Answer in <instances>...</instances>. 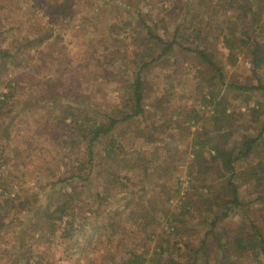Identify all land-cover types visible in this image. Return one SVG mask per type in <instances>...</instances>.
Returning a JSON list of instances; mask_svg holds the SVG:
<instances>
[{
  "label": "trees",
  "instance_id": "16d2710c",
  "mask_svg": "<svg viewBox=\"0 0 264 264\" xmlns=\"http://www.w3.org/2000/svg\"><path fill=\"white\" fill-rule=\"evenodd\" d=\"M75 1L89 5V0H0V71L18 70V61H25L26 66L31 56L36 57L35 63L43 52L40 45L63 39L52 26L42 24V3L47 5L42 13L48 18L68 20L73 14L66 10L71 11ZM118 1L113 5L112 22L81 14L76 18L79 28H75L81 36L99 37V45L90 38L84 46L101 47L108 62L115 64L120 61L118 55L125 54L114 43L120 39L136 43L134 55L126 57L129 75L119 82L115 106L104 103L93 114L84 108L91 103L73 107L64 101L52 102L38 118L31 116L21 129L10 133L15 126L10 114L18 89L28 96L37 88L29 82L23 84L25 88L19 87L23 74L0 76V89L5 88L0 90V119L12 121L0 143V174L5 172L0 177V264L16 262L7 259L11 250L21 264L34 257L37 264H43L46 253L53 264L64 260L71 264H264V227L252 218L254 210H246L264 203V83L257 75L264 66V0H185L183 8L177 4L179 0H141L143 7L135 4L132 12L130 0ZM145 7L149 12L143 16ZM95 12L94 7L92 15ZM207 46L223 49L218 53L227 64L233 65L239 57L246 59L254 84L226 81L223 66L213 60L212 52L205 51ZM173 52L185 53L187 65L200 63L209 73L199 78L186 102L161 114V123L146 125L143 138L145 143L159 142L171 130L181 135L193 126L189 140L193 159L185 165V179L180 178L181 163L176 159L155 163L152 156L148 162L132 152L120 156L125 149L121 137L126 124L147 119L144 73ZM83 54V63L91 58L100 61L93 51ZM24 75L33 78L34 73L28 68ZM228 96L236 101L231 103ZM174 98L171 91L160 93L156 108L163 110L162 103ZM25 107L27 112H35L29 105ZM15 134L20 139L14 142L17 153L12 155L5 145ZM43 140L47 145H59L60 151L55 155L56 164L41 168L36 160L29 161L36 152H43ZM10 156L25 159V163L14 162L20 174L6 172ZM28 162H33L30 168L34 172L44 170L42 185L47 186V193L39 204L35 192L10 194ZM149 169L158 172L154 176L159 181L154 184L163 207L147 205L150 198L142 191L130 192L133 175ZM162 176L169 178L162 180ZM189 191L203 213L209 214L194 242L183 234L184 222L195 220L188 205ZM121 198L122 202H115ZM172 198L179 202L169 209ZM155 207L162 208L158 215L153 212ZM237 213V224H224ZM158 231L152 246L149 241ZM5 233L11 235V250L5 246ZM209 244L216 252L213 260L208 259Z\"/></svg>",
  "mask_w": 264,
  "mask_h": 264
},
{
  "label": "rangeland",
  "instance_id": "374dc122",
  "mask_svg": "<svg viewBox=\"0 0 264 264\" xmlns=\"http://www.w3.org/2000/svg\"><path fill=\"white\" fill-rule=\"evenodd\" d=\"M91 2L93 4H91ZM118 2V0H89V5H87V3L83 4L84 2L82 1H80L79 4L77 1H75V6L72 8V10H66V12H69V14H73L68 20H61L58 17L48 18V14L42 13V10H45L47 5L43 3L40 5L39 15L41 17L42 24H48L49 26H52V29L57 31L56 33L61 35L63 39L58 42L60 39L57 37L58 40L55 44L45 42L40 45L39 48H41L43 52L40 57L37 56V61L35 63L33 62L36 57H30L28 55L30 58L27 60L26 66L22 64L25 61L20 63L18 61V70H11L7 68L4 71H0V76L4 74L6 77L23 74L20 76L21 80L19 84L21 85L19 87H24L23 84H28L29 82V84L33 86L36 84L37 88L36 92L34 90V93H31L28 96H25V92L22 91V89H18L15 95L17 99L16 104L13 106V112L10 114V117H14L12 121L15 122V126H13V128L10 130V133L14 132L15 129H21L25 123L31 120V116L33 117L35 115L37 117L38 115L42 114L43 111L50 109L51 107L49 104H52V102L61 103L64 101L69 105L72 104L73 107H77L81 103L83 105L91 103L89 104V107L87 106L84 108L86 111L92 112L93 114H98L96 113L98 108L101 109L104 103L105 106H115L117 104L119 96V82L129 75V65L126 62V57L131 58L134 55L132 50L133 48H136V43L131 40L129 41L128 39H120L121 41L114 43L116 47L120 48L125 54L124 56L118 55L117 58L120 61L115 64L114 62H108L107 56L101 52V47L93 46L90 49H86L84 46V42L90 38L95 40L94 44L99 45V37H93V35L90 33L81 36L79 33H75V28H79L78 19L76 18H80L81 14H86L88 16L87 18L94 16V19L97 17V19L112 22L111 16L113 15V12L116 11L113 5L118 4ZM129 2L131 4L129 5V12H132L135 9V4H138L141 8L143 7L141 0H135V3L134 0H130ZM184 3L185 0H179L177 2L181 8H183ZM94 7L96 8V12L95 15H92ZM147 12L149 11L145 7L142 10L143 16ZM92 19L93 18H90L89 20ZM87 23H85L86 29L89 28ZM100 25L102 24H99V26ZM103 27L104 26L102 25L101 28L104 32H106L107 28L104 29ZM26 34L27 33L25 32L24 35ZM7 41H12V39L8 38ZM86 50L93 51L95 56L100 57V61L95 62L94 58H91L89 62L83 63L82 55H84L83 53L86 52ZM205 51L212 52L213 60L217 61V63H220L221 66H223L226 81L241 84H254L255 79L249 72L250 65L246 59L239 57L236 63L231 65L227 64L226 61L221 57V54L218 53V51H224L223 49L218 48L217 51L216 46L210 48L207 46ZM171 58H174L175 62H173ZM188 61L189 57L185 53L183 54L182 52H173L159 64L151 65L149 67L148 71L144 73V78L146 80L144 104L148 112V114H146L147 119L132 125L126 124L127 126L124 127V133L121 137V144L125 149L124 152L120 154V156H126L132 152L134 155L139 156V158H141L144 162H148L152 156V159H154L155 163H162L165 160L166 162L170 163V160L176 159L177 162L180 161L181 163L179 166V171L181 174L180 178H186L185 174L183 176L185 165L186 163H191V159H193L189 152V140L194 135L193 126L188 127L187 130H184L182 133L183 135L174 134V132L171 130L169 132V137L161 139L159 142L145 143L143 137L145 135L146 125L153 124L154 121H156V123H161L164 119L163 115L161 114L166 111L168 112L175 106H178L180 101L186 102V96L193 89V86L196 85L197 81H199V78L201 79L202 75L204 76L205 74L209 73V71L202 64L197 63L196 67H190L187 65ZM117 66H119V68H117ZM32 67L34 68L33 70H31ZM28 68L32 73H34L33 78H28L24 75V70ZM257 75L260 81L264 83V66L257 71ZM108 76H111V79H107L106 77ZM215 85L220 89L221 92L226 90L217 82H215ZM2 89L5 88H1L0 90ZM212 89H215L214 86ZM166 90L168 92L171 91L176 96V98L162 103V107H164V109L160 111L155 105L157 103L156 98L160 93H165ZM229 93L230 92L227 91L228 95ZM228 99L231 103L236 101L230 96H228ZM187 102L190 103V99H188ZM27 105H29L32 110L34 109L35 112H27V108L25 107ZM238 118L240 120V116ZM7 120L0 119V143L5 140L3 134H6V131L8 132V128L12 122L11 121L10 123H7ZM20 133H24V131L20 130ZM53 133L55 134L56 131L53 130L52 134ZM12 137V140L5 145V150H11V154L13 155V153H17V151L13 149L14 142H18L20 137L16 134ZM42 137L45 138L44 136ZM40 138L41 136L38 137V139ZM42 146L43 152L39 153V155L38 152H36L33 156V159L29 162L36 160L41 168L43 166L50 167V165L56 164L57 158L55 155L60 151L59 145H47V143H45L43 140ZM100 147L101 146H98L96 150H99ZM156 148H158L156 150V154H158V156L155 157L153 156V152ZM166 150H170V153L167 154ZM54 157L55 159H53ZM9 159L8 169L6 172L11 171L13 172V175L20 174L19 167L14 165V162L18 160L19 162L25 163V159L23 157H17L16 159L11 156ZM29 162L27 163L25 174L13 183L10 194L12 196L16 190L35 192L37 193L36 203L39 204L43 202V197L45 193H47V186L45 187L42 185V178H44L42 171L44 170L40 169L38 172H34V170L30 168L33 162L31 164ZM6 166L7 165H5L4 168ZM149 166L151 167V165ZM3 173H5L4 170L0 174L1 178H3ZM154 174H158L155 169L154 173L153 171L150 172V169L149 171L143 170L142 172L135 173L132 177L134 180L130 192L139 193L142 191L146 197L150 198L151 200V202L148 200L147 205L148 203H152L156 207H163L164 202H162L158 195L160 191H157L158 186L156 187L154 184L159 180L155 179ZM161 178L164 180L169 177L162 176ZM188 196V205L190 206L189 209L191 211L192 218H194V221L197 222L186 220L183 224V234L187 237H190L192 242H194V238L202 232L204 226L203 221L208 219L209 214L203 213V209L198 207V203L195 200L193 191H189ZM123 199H118V201L115 202H122ZM178 202L179 201L176 198H172L170 206L167 208L171 209L172 206L177 205ZM157 209L158 208L153 211L156 215L161 212L160 209L162 208L159 210ZM246 210H254V216L252 218L256 222H260L261 226L264 227V203L247 206ZM239 217L240 215L237 213V215H232L229 220H224L223 222L224 224L231 222V225H235L237 224ZM158 233L159 231L153 234L152 240L149 241L152 246L156 243ZM4 237L7 240V244L5 246L11 250V235L9 233H5ZM208 249V259H215L216 252L214 247L209 244ZM17 252H20V249H18ZM49 257L50 254L46 253L45 262L43 264H53ZM7 259L13 261L16 260V262H13V264H21L17 262V254L12 253V250ZM71 263L72 261L68 260L60 262V264Z\"/></svg>",
  "mask_w": 264,
  "mask_h": 264
},
{
  "label": "built area",
  "instance_id": "2783aa9c",
  "mask_svg": "<svg viewBox=\"0 0 264 264\" xmlns=\"http://www.w3.org/2000/svg\"><path fill=\"white\" fill-rule=\"evenodd\" d=\"M28 264H37L36 259L35 258L29 259Z\"/></svg>",
  "mask_w": 264,
  "mask_h": 264
}]
</instances>
